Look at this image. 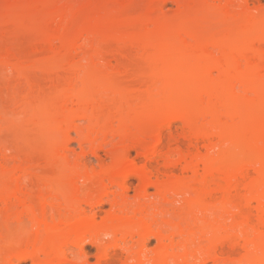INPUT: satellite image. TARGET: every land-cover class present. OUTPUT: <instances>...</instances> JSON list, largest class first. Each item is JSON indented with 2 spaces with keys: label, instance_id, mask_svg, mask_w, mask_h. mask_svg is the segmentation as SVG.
<instances>
[{
  "label": "bare ground",
  "instance_id": "obj_1",
  "mask_svg": "<svg viewBox=\"0 0 264 264\" xmlns=\"http://www.w3.org/2000/svg\"><path fill=\"white\" fill-rule=\"evenodd\" d=\"M5 1L9 7L0 17L5 31L11 24L38 30L40 53H51L26 64L45 68L49 88L26 82L24 121L51 138L41 150L62 170L45 174L47 179L44 173L32 177L28 159L18 160L22 155H12L17 160L7 170L9 149L5 144L0 149V225L36 222L23 244L31 259L41 257L33 263H71L73 249L81 257L88 237L98 252L96 264H117V257L120 264H264V6L249 9L250 0H150L146 8L136 6L137 0H51L46 6L45 0ZM167 3L177 7L176 14H162ZM105 40L139 50L147 63L140 87L120 88L105 72L96 75L68 61L72 53L81 54L79 59L101 57L96 46ZM6 49L0 67L12 65L23 78L22 57ZM62 69L69 74L55 78ZM174 123L183 130L165 137ZM145 125L153 127L149 134H142ZM115 138L123 147H109L111 163L84 171L93 163L90 157L101 158L100 151ZM74 141L83 151L70 164ZM131 151L136 153L132 161ZM139 158L144 163L138 166ZM131 178L139 181L132 200ZM79 181L90 191L82 201ZM25 182L44 185L41 192L50 188L60 205L42 200L35 207L32 196L30 204ZM95 195L101 198L95 201ZM105 204L110 211L97 222ZM150 240L156 246L149 252ZM11 255L2 258L9 264L26 259Z\"/></svg>",
  "mask_w": 264,
  "mask_h": 264
},
{
  "label": "rangeland",
  "instance_id": "obj_2",
  "mask_svg": "<svg viewBox=\"0 0 264 264\" xmlns=\"http://www.w3.org/2000/svg\"><path fill=\"white\" fill-rule=\"evenodd\" d=\"M40 1H44V0H40ZM83 1L85 3H88L89 1L91 2V0H88L87 2H86V0H83ZM102 1H105V0H99V2H102ZM50 2H51V0H45L43 2V4L44 5L46 3L49 4ZM92 2H93V0H92ZM97 2H98V0H94L93 3H97ZM139 2L137 0V2L134 3V4L136 6H141V8H146V6L148 7V5L151 4L150 3L151 2L150 0H139ZM8 3H6L5 0H0V7H1L0 8V17L2 16L3 13L6 12L5 11L6 10L5 8L7 6L9 7V4ZM45 6H43V7H45ZM263 6H264V0H250L249 9H252V8L253 9H256L257 7L263 9ZM176 8L177 7H175L172 3L171 4H168L167 3L163 7V10H161V11H163V13H162L163 15H168L169 16V15H174V14L177 13L178 9H176ZM1 11H2V13H1ZM8 26L9 25H7V28L8 29L6 28L7 29L6 31H8V32H6L5 31V28H4V27H6V25L5 26L4 25L2 26L0 24V27H1V30H0V48L2 47V49H4V50L6 48H9L10 50L13 51V53L15 52L16 54H18L17 56H21L22 57L21 59L23 60L25 66L24 67L22 66L24 68V70L21 73L26 72V73H28V75L26 73H24V74H22L20 76L23 77V75H24V77L25 78L28 77V79H25L24 77L23 78L18 77V75L15 74V72H13V69H11L12 68V65H10V64L9 65L11 67L10 66H6V65H2V67H0V116L2 117L1 120L3 121L2 123L0 121V125H4V126H0V127H2V129L0 128V130L1 131L3 130L2 133L0 131V141H1L0 142L1 143L0 149L3 146V144H5L3 146V148H6L7 150L9 149V151H10V152L7 151L8 153L6 152L7 153L6 154L7 155V160H6L7 163H5V165H6L5 167L7 168V170H9V169L11 170L12 167L15 165V162L17 160V159L16 160H12L13 159L12 155L15 156V157L16 156H19V155H22V156H20V158L18 157V160H21V162H24L22 159H24V160H25V158L28 159L27 160V163H31V164H28V165H30L29 168H28V170H29L28 172L30 173L31 176L33 175L32 177H34V176L37 175V176H40L38 178H41V176H43V173H44V176L46 178V175L45 174L48 175V173L50 172V174H49V176H50L51 175V171L53 172V170L55 171V169L56 170L58 169L57 166L54 165L55 166L54 167L51 162L47 161L48 160L47 158L46 159L44 158V157H46V156H44L45 155L44 154L45 151L44 150L43 151L41 150V149H43V147H45V145L47 143L50 144L51 138L50 137L47 138L48 139V141H47L46 137L44 136V134H42V132H39L36 128L31 127L30 124L29 125L28 124L26 125L27 122L24 121V119L26 120L25 116L28 115L27 114V111H26L27 109H25L26 108V104H27L25 97L27 96L26 95L27 93H30L29 85H27L26 82L27 83H33V84H35V83L37 84L38 83V86L40 84L39 87H42L43 90L45 89V91L48 90V88H49L48 87V84H49V75L47 73L44 74L45 68H43V67H39L38 69L37 68H34V69L32 68L34 70V72H33V70L31 69V67L29 66L30 67L29 68L28 65H30L29 63L32 64L34 61L43 60V58L46 59V57H50L51 56L50 55L51 53L48 52V49H46V52L48 53V54L46 53L47 55H44L45 49H44V52H41L40 53L39 50L41 48H44V46L42 45V47H41V44L40 43L37 45V43H38V37L36 35L38 34V30H35V29L32 30V28H28V29L26 28L27 29V30L25 29L27 31L26 32V31H24V28H21V29H23V31H22L20 28L18 29L17 27H15L12 24L10 25L11 27L9 26L11 28V30H9V27ZM13 28H15V30ZM18 30L20 31V33H18ZM10 31H13V32H10ZM7 33H8V35H7ZM34 33H36V35H34ZM31 35H33V36H31ZM9 36H12V37H9ZM34 39L36 40L35 41L36 43L34 42ZM32 40H33V42H32ZM107 41H109V42H107ZM107 41L105 40V43L103 41L104 45L102 44L100 46H98V45L96 46V50L97 49L100 50V51H96V53L101 54L102 55L101 57H95L94 59H89L87 57L89 55L87 54V56H86L87 58H85L84 55H83L79 59V56H81V54L72 53L71 56L69 55L67 57V59H68V61L71 60L70 62L73 65V67H75V68H76V66L78 68L83 67L84 69L85 68H89V69H91V71L94 74H96L98 72L96 75H99L100 72H105L106 74L103 73L102 75H105V76L107 75L106 78H109V79H113L114 78L113 81L116 82L117 85H118V87H120V88H122V86H123V89H124V87H125V89H136V88L140 87L142 85V82H143V79H144L145 74H147L146 73L147 72V63L145 62V60H143L144 58L142 57V55H140L141 53H139V50H138V53H139L138 54L135 49H131L130 47H127V46H126V48H125V46H123L124 48H122V46L115 44L113 41H112L113 43L110 40H107ZM81 43H79V44H81ZM110 45H112V46H110ZM115 45H116V47H115ZM120 48H122L123 50L120 49ZM128 48H129V50L130 49L131 50L129 51ZM2 49H0V53H1ZM9 49H6V50H9ZM15 49L17 51H15ZM102 49H104V51L106 53L103 52ZM117 49H118V52L120 51L122 53L121 56L118 55ZM20 50H21V54H20ZM42 50L43 49H41V51ZM132 50H134V51H132ZM37 51L39 52L40 55L37 54ZM112 52H113V55L111 54ZM114 52L117 53L118 56ZM124 53H125V55H124ZM35 54H36V56H35ZM23 55L25 57H23ZM72 55H73V58H72ZM123 55L126 56V57H124ZM113 56H114V58H113ZM26 57H27L28 61H27ZM82 58H85V60H82ZM87 59H89V60H87ZM90 62L92 63L93 66H91ZM88 63H89L90 66L88 65ZM26 64H28V65H26ZM7 68H10V69H7ZM27 68H29V72H28V69ZM95 68H97V69H95ZM40 69L43 70V73H42V71ZM119 69H121V70L124 69V70L123 71H119ZM125 69H126V71H125ZM64 70L62 69L63 72L61 70H60L61 72L58 71V73L53 74V76L55 78H57L55 75H58V74H62L61 76H64L65 75L64 72H66ZM99 70H100V72H99ZM117 70L120 72V74H119V72ZM66 73H67L66 74V76H67L69 73L68 72H66ZM53 76H52V78H54ZM58 77H59V75H58ZM140 77H142V78H140ZM20 79H21V81H20ZM24 79L26 81H24ZM27 80H29V82ZM144 127H146V125ZM152 129H153L152 125L151 126L149 125L146 128H142V130H144V132H142V130H140V131L142 132V134H144L146 132L149 134V132H151ZM182 130H183V125L181 123H174L172 125L171 129L166 130L167 132L165 131L164 134H165V137H167V136H169L171 134L172 135H174V134L177 135ZM148 134H146V135H148ZM47 135H49V134L47 133ZM49 139H50V141H49ZM115 139L116 140L111 141V143H110L111 145L108 144L107 151H100V153H99V155L101 157V158H99L100 160L98 158L94 159V158L90 157L93 160V163L84 166V169L85 170L80 167L82 169V171L84 170V171H87L88 172V170H89L90 173H92L94 171L96 172L97 170H99L100 169L99 166H102V165L108 166L111 163V161H112V159L110 158L111 156H109L110 154L108 152V149L109 150L111 149L109 147H113L112 150L113 149L114 150L120 149V146L123 147V144H122L123 141L120 140V139H117V138H115ZM119 141H121V142L119 143ZM112 142H113V144H112ZM83 149L85 151H87L88 145H83ZM82 151H83L82 148L79 146V144L76 141L72 142V144H71V151L69 152L70 157H68V160L67 161H69L70 164H73L75 161H78V158L79 159L81 158V155H82L81 152ZM41 154H43V156ZM24 155H27V156L25 157ZM135 158H136L135 151H131V153L129 155V160L132 161ZM29 159L31 160L30 162H29ZM50 163H51V165H50ZM136 163H138V166H139V165H141V164L144 163V160L142 158H139V160L137 159V162ZM159 163L161 164V160H159ZM59 169L62 170V168H59ZM59 169H58L57 173L59 172ZM92 169H94V171ZM38 174H40V175H38ZM53 175H54V173H53ZM161 176H163V175H161ZM50 177H52V175ZM50 177H49V179H50ZM164 177L165 176H163V178ZM34 183L39 184L40 181L39 182L34 181ZM34 183H32V182H25L24 185H23L24 188H26L25 190H28V191H26L28 194L31 192V194L29 196H26L27 198L29 197L28 198L29 203L32 200V198H33V201H31V202H32V204H35V207H37L38 205H40L44 201H48L49 203L55 202V199L57 200L56 201L57 204L61 203L60 200H59V203H58V199H60V198H58L57 196H55V199L53 200L52 196H54V193H53V195H51L50 193H48V189H50V188H48L46 186L48 189H44V192L46 191L45 192L46 194H45L43 191L41 192L39 190V189L43 190V188H44L43 187L44 186L43 183H41V185H43L42 186L43 188L41 186L36 185V184L34 185ZM44 183L46 184V182H44ZM32 184H33V186H31ZM77 184L78 185H75V186H78V188H80V193H79V195H77V198H79L78 200L82 201V197H83V199L87 198L86 195L88 194V196H89L90 191L87 190V189H89L88 187H86L87 185L82 184V182L79 181V182H77ZM138 185H139V181H137V179H135V178H131L130 179V181L128 183V187H129L128 188V196H129L130 200H132L135 197L134 194L136 192V188L138 187ZM36 186H37V188H36ZM36 189L39 190L40 192H38ZM82 191L84 192V194H81V193H83ZM85 191L87 193H85ZM33 192H35V193H33ZM150 193L153 194L154 193V190L153 189H150L149 190V194ZM80 195H82V196H80ZM83 195H85V196H83ZM31 196H32V198H31ZM48 197H49V200H48ZM35 198H36V201L37 202L35 201ZM93 198H94L95 201H97V199L99 200L101 197H100V195H95ZM51 199H52V201H51ZM42 200H44V201H42ZM62 203H63V201H62ZM81 204L82 203H80V205ZM109 211H110V206H108L107 204L103 205L98 210V212H97L98 215L96 216V221L97 222H100L101 219H103L105 217V215L107 214V212H109ZM68 215H70L72 217L74 214L73 213H70ZM68 215L67 214L65 215V219L71 218ZM45 216H46L45 218L48 217L46 219L47 221H49V219H51V213L49 214V211L47 212V214ZM67 217H69V218H67ZM45 218L43 217V219H45ZM40 219H42L41 216L38 218V220H40ZM56 221H58V218H57ZM21 222L20 223L19 222L18 223H15V222H13V223L12 222L6 223L7 226L5 224L1 223V225H0V264H4V263L7 264L8 263L6 259L7 258L10 259L11 252L12 253H15L16 256L17 255H22V256H24L26 258L23 261L16 262L17 264H34L33 263L34 260L37 261V260H40L41 259V257L40 258L38 257V259L37 258H35V259L32 258L31 259V257H30V255H31V253H30L31 249H28L29 250L28 251L25 248V245H23L24 242L26 241L25 239L28 236L32 237V235H33V232H32L33 229H34V232H35L36 222H34V223L32 221L29 222V220H23ZM30 223L31 224L33 223V224L31 225ZM1 226H3V227L1 228ZM32 226H34V228ZM30 237H28V239H30ZM87 238L88 237H86V239L84 238L85 241H83V243L81 244L83 246V252H84L83 253L84 255L83 254L82 255L85 258L82 255L80 257V255H78L79 254V252H78L79 250L75 248V249H73V255L71 254L70 257H69L70 260H72V261L75 260L74 263H76L77 261H80V262H77V264H79V263L80 264L81 263H84L85 264V262L87 264H96V260H97L96 259L97 258L96 255L98 253L97 252V249L95 248V246H92L91 245L89 239H87ZM106 240L107 239L104 238L103 242L106 243L108 241V240L107 241ZM155 246H156V242L154 240H150L149 243H148V245H147V250L149 252L150 251H153L154 248H155ZM24 250H27V252H24ZM8 253H9V257H7L8 256ZM24 254H26L27 256L24 255ZM74 254H77V255H74ZM5 255H6L7 258L4 257ZM12 255L14 256V254H12ZM12 255H11V258H13ZM2 257L6 258V259L3 260ZM116 259H117L116 260V263L117 264H120L121 263V261H120L121 257H119V258L117 257ZM81 260H84V261L81 262ZM72 261H70V262L72 264H74ZM71 263H68V264H71Z\"/></svg>",
  "mask_w": 264,
  "mask_h": 264
}]
</instances>
